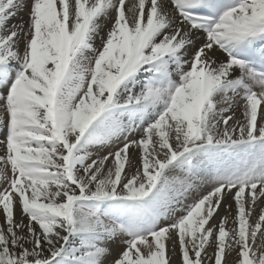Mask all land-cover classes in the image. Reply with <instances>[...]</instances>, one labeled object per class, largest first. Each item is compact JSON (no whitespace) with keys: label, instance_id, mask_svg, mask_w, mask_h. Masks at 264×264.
I'll list each match as a JSON object with an SVG mask.
<instances>
[{"label":"snow or ice","instance_id":"6c2138e0","mask_svg":"<svg viewBox=\"0 0 264 264\" xmlns=\"http://www.w3.org/2000/svg\"><path fill=\"white\" fill-rule=\"evenodd\" d=\"M0 129V264H264V0H0Z\"/></svg>","mask_w":264,"mask_h":264},{"label":"bare ground","instance_id":"6f19581e","mask_svg":"<svg viewBox=\"0 0 264 264\" xmlns=\"http://www.w3.org/2000/svg\"><path fill=\"white\" fill-rule=\"evenodd\" d=\"M131 2H132V0H129V3H131ZM21 15H22V14L19 13L18 19L15 20V21H18V20H19V22H24V24H25V22H26L28 16H21ZM16 18H17V17H15V19H16ZM15 23H16V22H15ZM99 43H100V41H99V39H97V41H96L97 46L99 45ZM236 115H237V116L240 115V110H239V108L236 109ZM2 138H3V137H2V129H0V139H2ZM110 149H111V148H109V149H105V151H110ZM2 151H3V149L0 148V152H2ZM131 151H132L133 153L136 152L135 149H132ZM1 187H3L2 184H1ZM189 202H191V201H189ZM227 205H233V210H234V204H233V201H232L231 199H228V200L226 201L225 205L222 206L218 218H220V216H224L225 214H227V211H228V209H227ZM119 243H120V242H119ZM113 246H115L114 243L111 244V247H112V248H113ZM115 247H117V245H116ZM118 248H121L120 244L118 245ZM117 252H118V250H117ZM114 253H115V252H114ZM175 259H176V261L178 262L177 257H176Z\"/></svg>","mask_w":264,"mask_h":264},{"label":"rangeland","instance_id":"374dc122","mask_svg":"<svg viewBox=\"0 0 264 264\" xmlns=\"http://www.w3.org/2000/svg\"><path fill=\"white\" fill-rule=\"evenodd\" d=\"M22 15L21 16H28L27 15V10H24V11H22V12H20ZM18 16H19V14L18 15H16L15 17H17L16 19H15V17L10 21V23H12V24H16V23H20L19 22V20L18 21H15V20H17L18 19ZM16 22V23H15ZM27 22H28V17H27V20H26V22H25V26H27ZM24 23V22H23ZM138 136H139V133H134L133 135H132V137L131 138H138ZM113 148L115 147V145H113L112 146ZM112 150V148L110 149V151ZM0 187H1V184H0ZM189 202V201H188ZM190 203V202H189ZM219 220V218L218 217H216V219L215 220H213V223H216L217 221ZM26 222V221H25ZM112 243H114L115 244V246L117 245V247H115V246H113V255H116L120 250H121V248H122V245L119 243V240H116V241H113ZM120 244V246H121V248H118V245ZM117 250H118V252H117ZM115 252V253H114ZM211 252H212V249H209V254H211ZM177 259L179 260V255H177ZM227 259H228V261H229V264H232V261L233 260H235L236 259V253H233L232 255H230V256H228L227 257ZM177 264H178V262H177Z\"/></svg>","mask_w":264,"mask_h":264}]
</instances>
